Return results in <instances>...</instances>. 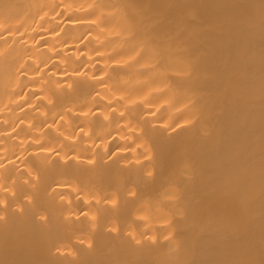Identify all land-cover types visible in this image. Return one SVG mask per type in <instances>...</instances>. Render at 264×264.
Instances as JSON below:
<instances>
[{
  "label": "bare ground",
  "instance_id": "obj_1",
  "mask_svg": "<svg viewBox=\"0 0 264 264\" xmlns=\"http://www.w3.org/2000/svg\"><path fill=\"white\" fill-rule=\"evenodd\" d=\"M0 264H264V0H0Z\"/></svg>",
  "mask_w": 264,
  "mask_h": 264
}]
</instances>
